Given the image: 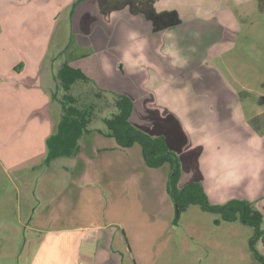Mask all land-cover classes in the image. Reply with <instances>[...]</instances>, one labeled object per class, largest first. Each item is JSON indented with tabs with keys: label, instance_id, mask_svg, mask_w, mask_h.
<instances>
[{
	"label": "rangeland",
	"instance_id": "374dc122",
	"mask_svg": "<svg viewBox=\"0 0 264 264\" xmlns=\"http://www.w3.org/2000/svg\"><path fill=\"white\" fill-rule=\"evenodd\" d=\"M223 1L220 8L227 9L230 5ZM73 2L0 0V221L5 219L17 228L15 246L0 243V264H17L20 253L29 251L25 233L31 238L47 236L51 230L55 233L49 235L65 238L72 234L67 229L87 226H103V233L115 237L113 249L130 256V264H264V235L252 248L254 228L240 220L228 222L197 205L178 212L167 192L169 167L148 168L139 145L119 148L107 136L103 119L116 111L110 110L111 97H97L94 88L116 95L131 88V81L125 74L111 73L106 63L98 68L88 60V72L99 85L79 86L72 92L78 107L95 104L86 109L93 112L88 125L91 133L81 137L78 152L44 163L54 122L50 114L38 111L50 94L28 86L33 72L44 67L52 39L56 58L80 59L90 53L89 48L80 47L70 28ZM221 21L226 30L210 50V60L235 94L233 112L241 127L219 138L220 151L214 158L223 163L232 157L235 172L223 175L220 170L215 186L258 210L264 232V0L231 7ZM116 56L110 52L106 57L110 61ZM177 157L178 186L182 187L191 180L181 174L182 163H192L193 158ZM28 189L30 200L24 195ZM226 202L210 201L214 205ZM36 208L41 210L34 213ZM19 216L22 222L33 216L43 233L20 227ZM76 243L59 244V264H72ZM81 247L82 256L94 251L89 245Z\"/></svg>",
	"mask_w": 264,
	"mask_h": 264
},
{
	"label": "crops",
	"instance_id": "0c3cea01",
	"mask_svg": "<svg viewBox=\"0 0 264 264\" xmlns=\"http://www.w3.org/2000/svg\"><path fill=\"white\" fill-rule=\"evenodd\" d=\"M220 1L83 0L72 11L70 28L80 47L91 51L80 59L60 58V62H67L90 79L95 77L88 72L86 65L90 59L96 62L98 68L99 64L103 66L106 63L116 76H128L131 88L125 87L116 95L132 101L131 124L151 137L164 138L169 150L178 153L179 157L185 154L191 156L192 163H182L181 174L190 176L189 183H200L212 203L222 204L232 197L224 187L223 190L216 188L215 175L221 173L220 170L223 175L235 172L234 161L231 157L221 163L220 158L214 156L219 154L221 135L241 126L233 112L235 94L212 65L210 50L225 33L221 19L229 8L253 0H224L223 5L230 6L223 10ZM54 50L55 39H52L44 67L38 73L30 74L32 78L28 87L50 94L51 99L46 95L44 108L38 112L52 116L55 130L57 109L53 96L55 72L60 62L55 65ZM60 51L63 54L65 50ZM110 52H115L117 56L108 61ZM94 79L93 83L99 85ZM97 133L101 134L100 130ZM54 162L44 161L45 164ZM78 162L82 163L80 158ZM3 168L8 174V170ZM185 168H188L186 172ZM80 170L83 171L82 168ZM186 175L184 178H187ZM28 192L29 189L24 195ZM27 196L30 200V195ZM222 198L224 200L221 201ZM46 207L48 209L49 205ZM38 210L41 209L32 211L35 213ZM18 219L20 227L25 230L43 233L41 226L33 223V216L29 221L22 222L21 216ZM16 229L13 223L1 220L0 243L6 241L10 248L15 246L13 238ZM67 230L72 234L65 238L49 235L55 233L51 230L47 236L31 238H27L25 233L24 245H28L29 251L20 253L17 264H59L61 260L57 247L64 241L78 244L72 264H130V256L113 249L115 237L103 233V226ZM83 244L93 247L94 251L82 256ZM2 254L0 248V260ZM81 258L83 263L79 262Z\"/></svg>",
	"mask_w": 264,
	"mask_h": 264
},
{
	"label": "trees",
	"instance_id": "16d2710c",
	"mask_svg": "<svg viewBox=\"0 0 264 264\" xmlns=\"http://www.w3.org/2000/svg\"><path fill=\"white\" fill-rule=\"evenodd\" d=\"M81 1L83 0H77L73 4V9ZM61 62L55 72L56 92L54 91L53 102L57 113L55 112V130L46 141L45 162L47 163L70 157L78 152L79 140L84 134L91 132L88 125L93 112L86 109L94 108L95 105L92 101L88 103L86 109L77 106L78 99L72 95V92L79 86L82 88L94 83L81 70L71 67L67 62ZM94 90L97 91L95 92L97 97H111L110 110L114 109L116 113H112L110 118H104L103 123L107 136L115 140L116 146L127 149L139 145L146 167L152 169L169 167L167 192L178 212L190 205H197L205 212L220 214L222 219L228 222L240 220L242 224L254 228L255 237L250 241V246L253 248L256 241L264 235L260 228L262 215L258 210L253 209L250 203L237 199L229 200L223 205H214L210 203L200 183L190 182L179 187L180 172L177 155L169 150L164 138L151 137L131 124L132 101L122 95L108 94L107 91L95 88Z\"/></svg>",
	"mask_w": 264,
	"mask_h": 264
}]
</instances>
